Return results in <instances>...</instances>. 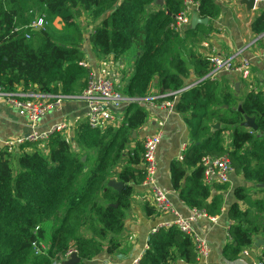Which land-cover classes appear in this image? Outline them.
Masks as SVG:
<instances>
[{
    "label": "trees",
    "instance_id": "1",
    "mask_svg": "<svg viewBox=\"0 0 264 264\" xmlns=\"http://www.w3.org/2000/svg\"><path fill=\"white\" fill-rule=\"evenodd\" d=\"M194 1L209 25L190 27L182 36L171 25L184 0H0V85L9 92L22 87L81 95L89 70L80 65L85 37L79 19L98 21L88 36L96 56L119 60L134 50L130 77L121 88L127 98L145 99L152 87L165 100H175L171 93L177 94L176 111L189 128L190 143L183 160L171 163L172 187L187 208L216 217L224 206L218 192L229 183L205 185L202 159L227 156L235 174L255 187L264 183V90H250L238 101L227 75L206 78L210 62L187 40L202 27L211 32L221 9L215 0ZM42 16L48 24L31 30L29 25ZM57 19L62 23L59 34L53 29ZM251 30L264 34V10ZM192 74L200 82L187 89ZM148 118L142 103L131 102L119 128L100 130L83 121L73 141L54 132L46 147L26 142L18 150L2 148L0 264H65L70 253L80 259L76 264H88L105 250L110 255L124 252L121 237L133 190L146 178L139 132ZM246 118L255 119L257 131L244 127ZM224 132L230 134L227 145ZM111 181L122 183L123 189H113ZM249 193L237 188L229 208L230 241L223 252L229 260L264 235V199L251 201L246 210L239 204L248 201ZM144 211L147 217L157 214L149 203ZM196 262L191 238L171 226L150 235L139 264Z\"/></svg>",
    "mask_w": 264,
    "mask_h": 264
},
{
    "label": "crops",
    "instance_id": "2",
    "mask_svg": "<svg viewBox=\"0 0 264 264\" xmlns=\"http://www.w3.org/2000/svg\"><path fill=\"white\" fill-rule=\"evenodd\" d=\"M215 2L219 5L221 13L218 18L212 21L213 30L207 32L206 28H200L196 37L188 38V44L192 43L193 51L201 53L207 56V58L214 54L229 57L239 54L236 57L237 61L242 58L250 60L253 68V82H256L261 87V89H256V91L264 90V60L260 59L258 55L260 50L264 48V36H256L251 30L252 22L264 10V3H259L256 9L249 13L246 7L242 5L241 0H215ZM79 22L83 27L85 37L83 45L85 61L91 67V71L124 83L131 74L133 53L119 60H115L113 56H96L90 46L88 36L99 22L86 16H82ZM208 25L198 26L208 27ZM186 30L182 36H185ZM223 75H227L229 79L233 80L235 87L236 83L239 82L240 89H245L244 85L247 84V81L242 80L237 74L224 73L218 76ZM199 82H195L194 75L192 74V83L191 85L189 84L187 89ZM17 90L20 93L24 92L22 87H18ZM150 92L148 98L158 94V89L152 87ZM86 113L87 106L85 102L80 99H66L60 110L49 112L36 126H32L27 120L21 118L14 108L0 104V146L6 140L25 137L33 132L50 134L53 126L63 117H67L71 121L68 129L63 131L62 134L69 141H73L77 126L84 121ZM160 130L162 131V139L157 151L156 175L158 183L167 190L173 205L181 213L188 216L189 208L184 205L179 198L178 192L173 189L170 175L172 161L180 160V157L184 154V147L186 146L187 148L190 143L189 128L183 120L182 115L176 111V106L170 114L161 108L149 113L148 122L142 127L139 135L142 140H145ZM223 138L226 145L230 143L229 132H224ZM239 187H245L250 192L248 201H239L242 210H246L251 201L264 199V192H257V189L260 188L244 180L241 175L232 173L228 189L218 192L223 194L224 206L222 213L216 216L217 222L213 223L208 219L201 218L193 224L195 232L200 237L205 238L210 245L208 257L197 260L194 264H253L264 259V245L257 246L258 240H264V235L257 236L253 244L246 247L233 260L226 259L223 255L224 249L230 241L229 230L232 223L229 218V208L236 202L235 190ZM214 193L217 192L214 191ZM151 197L150 190L143 186V184L134 188L132 206L127 214L124 233L121 237L124 252L110 255L105 250L88 264H133L136 260L140 261L148 247L151 231L155 227L173 220V216L171 215L156 214V216L152 217L146 216L144 204L149 203L151 205Z\"/></svg>",
    "mask_w": 264,
    "mask_h": 264
},
{
    "label": "built area",
    "instance_id": "3",
    "mask_svg": "<svg viewBox=\"0 0 264 264\" xmlns=\"http://www.w3.org/2000/svg\"><path fill=\"white\" fill-rule=\"evenodd\" d=\"M259 3H264V0H256V7ZM255 7V9H256ZM199 3L194 0H184L183 10L174 16L171 28L179 34L183 35L185 30L191 25L192 16L198 15ZM254 9V10H255ZM199 16V15H198ZM48 24L46 17L42 16L34 20L29 28L31 30H40ZM30 39V35H26ZM264 34L261 35V37ZM260 59L264 60V48L258 53ZM239 54L229 57L214 54L208 60L210 62V71L207 77L216 78L220 74L235 73L242 80L253 82L252 63L248 59L242 58L237 61L236 57ZM80 65L89 70L87 84L81 95L66 96L62 93H43L38 89H29L24 92H9L0 85V104H5L14 108L21 118L27 120L32 126H36L49 112L61 109V106L66 99H80L87 106V113L84 121L92 128L105 130L109 127L119 128L124 124L127 107L131 102H140L148 110V113L161 108L172 113L176 105L177 94L175 100H165L161 96L152 95L145 99H129L121 88L123 83L113 80L107 76L91 71V67L84 60ZM256 91V90H255ZM70 121L67 117L60 119L52 128L50 134H39L33 132L25 137H18L6 140L0 148H10L18 150L21 144L26 142H37L40 146L46 147L49 136L54 133H62L67 130ZM162 131L156 132L154 135L146 138L144 144L143 168L146 170V178L143 186L147 187L151 192V206L156 210L157 214L171 215V222L163 223L155 227L151 234L155 233L158 228L176 226L182 233L187 234L193 241L197 260L205 259L210 254V245L205 238L200 237L194 230L193 224L199 219L205 218L216 223L217 217L209 216L204 212L195 209H189V215L181 213L171 202L166 189L160 186L157 179V151L161 143ZM186 146L184 147V152ZM183 156L180 157V161ZM204 169L203 182L207 186L216 184H227L230 182V176L234 173L232 164L227 156L211 157L206 156L202 159ZM148 248V247H147ZM72 253H70V256ZM133 264H139L136 260ZM253 264H264V259H261Z\"/></svg>",
    "mask_w": 264,
    "mask_h": 264
},
{
    "label": "water",
    "instance_id": "4",
    "mask_svg": "<svg viewBox=\"0 0 264 264\" xmlns=\"http://www.w3.org/2000/svg\"><path fill=\"white\" fill-rule=\"evenodd\" d=\"M242 5H244L247 9V11L250 13L255 9L256 5V0H241ZM158 4L163 5L162 1H159ZM209 24V19L208 18H201L197 14H194L192 16L191 20V27L192 29H195L198 25H205L207 26ZM240 89V83H236V91H239ZM239 110L242 111L241 106L239 107ZM244 127L248 129H252L257 131L258 128L255 124V119L254 118H246V122L244 123ZM220 124L215 125V129H219ZM134 137H136V133L133 134ZM85 160V158L83 159ZM109 186L112 187L113 189L117 191H121L124 187L122 183L116 182V181H111L109 183ZM258 188L264 189V183L257 185ZM260 245H264V240H258L257 246L259 247ZM80 262V259L78 258L76 253H73L72 256L65 262V264H76Z\"/></svg>",
    "mask_w": 264,
    "mask_h": 264
},
{
    "label": "rangeland",
    "instance_id": "5",
    "mask_svg": "<svg viewBox=\"0 0 264 264\" xmlns=\"http://www.w3.org/2000/svg\"><path fill=\"white\" fill-rule=\"evenodd\" d=\"M54 27H53V29L54 30H56L57 32H56V34H59V30L62 28V23L59 21V20H57V22H55L54 24ZM189 46H192V43L191 44H188ZM134 51V50H133ZM133 51H131L129 54H132L133 53ZM133 56V55H132ZM129 59H130V57H129ZM131 60V59H130ZM246 82V81H245ZM247 84L246 85H244L245 86V89H243L242 88V90L240 89L239 91H238V101H240L239 99H241L245 94H246V92L247 91H249V90H256V89H261V87L260 86H258V84L256 83V82H254V83H251V82H246Z\"/></svg>",
    "mask_w": 264,
    "mask_h": 264
}]
</instances>
